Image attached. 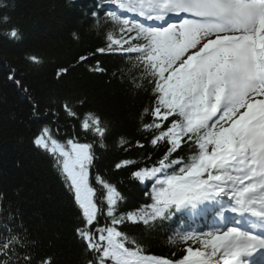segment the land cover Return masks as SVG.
<instances>
[{"label":"snow or ice","instance_id":"obj_1","mask_svg":"<svg viewBox=\"0 0 264 264\" xmlns=\"http://www.w3.org/2000/svg\"><path fill=\"white\" fill-rule=\"evenodd\" d=\"M108 3L119 11L106 13L110 30L105 47L96 52L119 53L132 61L120 75L127 71L134 90L151 94V105L141 113V129L149 134L148 143L163 152L157 165L131 173L141 183L151 182L146 193L151 203L125 212V198L116 185L93 174L95 148L105 147L110 122L95 112L79 114L83 99L65 100L66 115L78 120L94 141L81 142L75 133L62 139L53 124L37 132L33 143L52 157L80 210L76 234L85 264H251L246 258L264 250V0ZM10 22L7 16L0 18V25ZM5 32L13 40L21 36L15 26ZM88 59L80 56L78 63ZM27 60L42 63L35 55ZM72 67H58L57 79ZM89 70L106 71L99 61ZM7 79L27 95L29 89L15 68ZM27 98L33 115L39 116V105ZM128 143L121 137V146ZM136 145L145 146L140 141ZM185 151L190 155L182 156ZM134 163L123 160L115 167ZM209 207L214 227L178 231L170 238L187 245L180 257L145 254L142 244L120 227L132 222L151 228L177 212L197 215ZM0 211L6 221L0 224V264H55L52 256H39L2 202Z\"/></svg>","mask_w":264,"mask_h":264},{"label":"trees","instance_id":"obj_2","mask_svg":"<svg viewBox=\"0 0 264 264\" xmlns=\"http://www.w3.org/2000/svg\"><path fill=\"white\" fill-rule=\"evenodd\" d=\"M100 1L2 0L4 6H0V18L7 16L11 21L0 25V202L16 217V226L28 234L39 256L50 255L55 264H85L84 246L76 234L81 213L52 157L33 140L45 124L58 125L62 139L71 138L73 133L81 142L95 139L83 132L78 120L66 115L63 102L83 99V106L77 105L79 114L95 112L110 122L105 147L95 148L93 174L99 173L116 185L125 198L122 211H133L148 203L150 181L144 185L131 173L157 165L163 152L148 143L145 137L149 134L141 129V113L151 105V94L134 90L127 82V71L120 75L131 61L121 54L96 52L105 47L106 32L110 30L104 23L105 10L100 9ZM94 11L96 17L91 15ZM13 26L20 30L19 39H11L5 32ZM31 55L42 58V63L29 62L27 57ZM80 56L89 59L78 63ZM97 61L105 72L89 70ZM69 65L74 67L57 79V68ZM11 68L23 78L29 89L27 95L7 79ZM28 96L39 105V116L33 115ZM121 137L129 143L121 146ZM123 160L135 163L117 169L116 164ZM4 222V212L0 211V224ZM120 227L135 237L147 254H184L186 246L170 242L161 225L149 228L127 222Z\"/></svg>","mask_w":264,"mask_h":264}]
</instances>
